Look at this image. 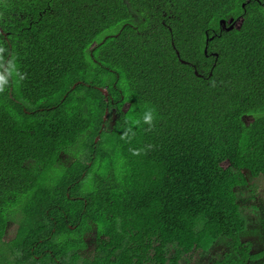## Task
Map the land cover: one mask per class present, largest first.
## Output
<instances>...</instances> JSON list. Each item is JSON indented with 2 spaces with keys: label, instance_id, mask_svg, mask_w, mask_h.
I'll return each mask as SVG.
<instances>
[{
  "label": "trees",
  "instance_id": "16d2710c",
  "mask_svg": "<svg viewBox=\"0 0 264 264\" xmlns=\"http://www.w3.org/2000/svg\"><path fill=\"white\" fill-rule=\"evenodd\" d=\"M0 48V264H264V0H0Z\"/></svg>",
  "mask_w": 264,
  "mask_h": 264
},
{
  "label": "flooded vegetation",
  "instance_id": "af4514ba",
  "mask_svg": "<svg viewBox=\"0 0 264 264\" xmlns=\"http://www.w3.org/2000/svg\"><path fill=\"white\" fill-rule=\"evenodd\" d=\"M261 238V241H258V246L256 247V252L257 253H261V252H264V242L261 243L263 241L262 238L264 237H260ZM225 241V239H224ZM218 245H220V240H217L211 247L210 250L208 251H205V252H197L194 254V258L196 259V264H214L215 261H216V258H217V251L219 250V247ZM182 264H186V263H182ZM188 264H195V261H193L191 258H190V262ZM252 264H255V263H252Z\"/></svg>",
  "mask_w": 264,
  "mask_h": 264
},
{
  "label": "rangeland",
  "instance_id": "374dc122",
  "mask_svg": "<svg viewBox=\"0 0 264 264\" xmlns=\"http://www.w3.org/2000/svg\"><path fill=\"white\" fill-rule=\"evenodd\" d=\"M252 184L255 186V190L257 191L256 192L257 196H258L257 201H259L260 199H264V179H256L252 182ZM253 191H254V188H253ZM15 231H16V224L12 222L8 227V231H7V234L5 237L6 240L13 238ZM260 237H263V235L261 234V236H258L257 240ZM261 243H263V242H261ZM254 253H255V251H254Z\"/></svg>",
  "mask_w": 264,
  "mask_h": 264
},
{
  "label": "clouds",
  "instance_id": "9594fccd",
  "mask_svg": "<svg viewBox=\"0 0 264 264\" xmlns=\"http://www.w3.org/2000/svg\"><path fill=\"white\" fill-rule=\"evenodd\" d=\"M223 27L221 26V29H222ZM207 50V49H206ZM3 51H4V49L3 48H0V53H3ZM3 78H0V80H2ZM4 82H6V81H4ZM152 119H153V115H152V113L151 112H149V113H147L145 116H144V120L146 121V122H148V123H151V121H152Z\"/></svg>",
  "mask_w": 264,
  "mask_h": 264
},
{
  "label": "water",
  "instance_id": "95a60500",
  "mask_svg": "<svg viewBox=\"0 0 264 264\" xmlns=\"http://www.w3.org/2000/svg\"><path fill=\"white\" fill-rule=\"evenodd\" d=\"M220 25L223 27V29H227V23L225 20L220 21ZM235 23L231 24L227 30H232L234 28ZM106 93V92H105ZM107 94V93H106Z\"/></svg>",
  "mask_w": 264,
  "mask_h": 264
}]
</instances>
